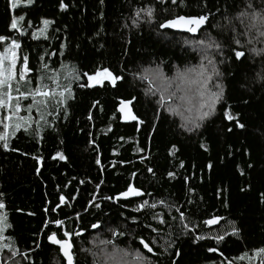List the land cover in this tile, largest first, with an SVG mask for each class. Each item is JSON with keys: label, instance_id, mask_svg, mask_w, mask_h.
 <instances>
[{"label": "trees", "instance_id": "16d2710c", "mask_svg": "<svg viewBox=\"0 0 264 264\" xmlns=\"http://www.w3.org/2000/svg\"><path fill=\"white\" fill-rule=\"evenodd\" d=\"M65 2L69 5L67 11L59 9V0H36L30 8L12 11L6 10L8 0H0V35H7L10 39L17 37L22 43L23 53L30 55L36 70L41 63L38 62V52L41 55H50L44 62L50 68L56 69L58 74L63 63L66 66L65 75L71 72L72 66L82 71L103 66L121 74V69L127 62L128 72L125 74L128 82L119 93L111 87L106 90L80 89L73 83L77 98L69 101V118L66 122H57V131H53L51 127L45 128L42 131L45 139L40 144L22 133L18 134L19 139H13L12 144L20 149V153L4 152L0 149V192L5 193L9 221L13 225L4 234L7 239L0 237V244L9 243L20 251L21 255L16 258L18 264H32V261L35 264H65L57 247L49 246L44 238L41 221L48 219L43 208L51 206L50 202H55L59 195L71 196L68 207L63 208L65 213H71V217L59 215L57 218L64 219L69 229L82 231V236L75 238V258L78 264H92L91 251L100 240L110 236L109 228L118 232L132 228L137 232L142 231L131 224L132 216H136L141 223L147 221L156 224V221L150 220L143 212H131L134 205L120 208L101 199L102 196L123 188L135 171L143 188L153 193L152 197L146 196L145 199L151 202L154 198H166L170 203L182 206L193 224L199 225L197 234L226 235L227 242L219 246L223 249V257L205 251L211 241L201 242L204 245L201 246L181 237L176 244L182 251L179 264H210V257L216 264H248V257L242 261H237L236 258L243 256L245 252L251 257L256 250L264 247V205L259 203V193L264 192V87L254 79L259 69V59H256L255 70L251 58L243 65L234 66L233 73H239L237 79L228 77L226 80L228 93L232 97L230 102L242 114V120L247 125L246 130L217 134L216 125L220 123L217 120L203 137L189 135L180 131L178 117L164 113L159 130L152 134L149 141L146 139L149 135L148 129L135 132L131 125H123L110 119L118 96L129 93L138 95L140 102L137 110L141 114L147 113L148 118H151L155 105L154 98L145 95L148 82H141L139 79L134 81L131 73H136L139 77L143 74V69H151L161 61H167L161 67L166 73L173 74L176 67L183 69L198 64L197 54L190 48L182 49L175 40H165L157 35L155 22L141 23L139 27H125L131 25L129 17L142 0H105L103 5L99 0ZM247 2L248 0H217L220 11L215 13L213 23L223 24L231 19L237 30H240L242 24L249 21L246 18L241 21L236 17L242 11H248ZM255 3L258 6L260 0H255ZM192 10L198 9L193 7ZM255 10L259 11V7ZM17 13L25 15V20L30 22L31 27L26 26L24 29L28 33L39 28L43 19L54 21L47 33L49 39L32 40L30 35L18 37V34L11 32L9 18ZM56 29L59 31H55ZM169 34L171 35V31ZM179 35L177 34V38ZM60 43L66 44L64 56L53 55ZM255 46L262 47L261 44ZM244 50L247 53V49ZM168 65H173L171 73ZM32 75L38 76L39 73L34 71ZM59 82H64V75L60 76ZM248 88L252 91H248ZM249 97V104L241 102ZM97 100L103 111L90 109L89 106ZM89 111L94 114L92 122L86 119ZM109 125L112 126L111 132L108 130ZM81 128L84 129L83 132L80 131ZM88 132H92L91 138L87 135ZM120 136L124 139H119ZM89 139H94L100 149L102 164L99 166L95 163L94 157L97 153L88 143ZM201 142L206 144L209 151L205 152L200 148ZM141 144L147 145L149 151L137 154L136 149ZM172 144H176L179 149L175 157L168 155ZM245 148L250 155L244 154ZM57 151L64 152L67 161L51 159ZM141 155L148 157L143 163L140 161ZM33 156H43L44 159L37 165L32 159ZM127 160L131 163H121ZM180 160L185 163L184 169L179 168ZM209 161L214 165L211 172L204 168ZM249 163L254 165L252 169L247 167ZM146 166L153 167L155 179L144 170ZM36 167H40L39 175L35 172ZM240 169L244 171V175L240 174ZM168 171L177 172L178 177L170 182L166 178ZM183 175L193 177L190 186L195 188V196L192 197L191 204L186 203L187 188L180 179ZM249 184L250 191H240L241 187ZM220 187L226 189L223 195L230 205L227 209L221 205V200L215 194ZM93 203L101 204L103 214L91 206ZM154 211L167 212L159 205ZM171 211L173 215H178L174 209ZM30 212L35 215H28ZM213 215H222L225 219L211 228L203 227L201 221ZM125 217L129 219L126 221ZM229 221L235 222L242 229L239 238H229ZM92 222L99 223L100 228L92 229ZM178 230L177 222L173 238ZM144 235L147 237L148 232L144 231ZM121 239L125 241L121 246H127L129 237L126 235ZM37 244L40 245L39 248ZM24 256L28 259H23ZM0 259L8 260L6 251L0 252ZM260 259L264 257L254 259L252 264H259ZM164 260L167 264L168 257Z\"/></svg>", "mask_w": 264, "mask_h": 264}, {"label": "snow or ice", "instance_id": "6c2138e0", "mask_svg": "<svg viewBox=\"0 0 264 264\" xmlns=\"http://www.w3.org/2000/svg\"><path fill=\"white\" fill-rule=\"evenodd\" d=\"M99 2L103 5L105 0H99ZM35 3L36 0H8L6 10L15 11L30 8ZM193 7L198 10L193 11ZM257 7H259V11L255 10ZM68 8L69 5L65 0H59L61 11H67ZM246 8L248 11H242L236 19L243 21L246 18L249 22L243 23L242 28L237 30V26L231 19H227L223 24L213 23L215 13L220 11L217 0H142L129 17L132 21L131 25H125V27H139L141 23L152 24L155 22L158 30L157 35L162 36L165 40H175L182 49L190 48L197 54L199 63L194 67L183 69L176 67L173 74H168L161 67L168 62L161 61L154 68L143 69V74L139 77L136 73H131L134 81L139 79L141 82H148L145 95L154 98L153 114L151 118H148L147 113L141 114L137 110V104L140 102L138 95L129 93L118 96L110 119L123 125H131L135 132L148 129L149 135L146 139L149 141L152 134L159 130L164 113L171 117H178L180 131L189 135L196 134L203 137L217 120L220 121L215 129L217 134H231L236 130H246L247 125L242 120V114L230 102L232 97H230L226 85L228 77L235 80L239 74L238 72L233 73V67L243 65L251 58L253 70H255L256 59H259V69L256 71L254 79L264 87V0H260L258 6L255 0H248ZM41 23L43 24L42 28L28 33L24 29L26 26L31 27V24L25 20V15L17 13L9 18L10 31L18 34V37L30 35L32 40H38L41 37L48 40L49 26L54 21L43 19ZM177 34H180L178 38ZM256 44H261L262 47L257 48ZM0 48H2L0 51V149L4 152L20 153V149L12 144L13 139H19L18 134L20 133L40 144L45 139L42 135L45 128L51 127L53 131H57V122H66L69 118L71 107L69 101H75L77 98L72 87L73 83L80 89L101 88L106 90L111 87L119 93L123 85L128 82L125 74L128 72L127 62L121 69V74L103 66L90 71H82L72 66L71 72L65 75L66 66L63 63L60 65L61 71L58 74L56 69L50 68L49 64L44 62L46 57L50 58L48 53L43 55L37 53L38 62L41 63L38 70L34 69L30 55L23 53L22 43L17 37L10 39L7 35H0ZM65 48L66 44L60 43L53 55L64 56ZM172 67L173 65H168L169 73H171ZM34 71H38L39 75L33 76ZM61 75H64L63 83L59 82ZM46 81H50V83ZM247 90L252 91L250 88ZM250 101L251 97L242 99L241 102L247 105ZM99 105L100 102L97 100L89 107L103 111ZM86 119L92 122L94 114L89 111ZM108 130L112 131L111 125L108 126ZM80 131L83 132L84 129L81 128ZM87 135L91 138L93 134L88 132ZM262 135H264V131H262ZM119 139L123 140L124 137L120 136ZM88 143L97 153L94 157L95 163L98 166L101 165L100 149L95 140L89 139ZM199 146L203 151H209L204 142H201ZM145 151H149L145 144H141L136 149L137 154ZM243 151L245 155H250L247 148ZM178 152L176 144H172L168 155L175 157ZM21 154L27 155V153ZM32 159L36 161L37 165H40L44 158L43 156H33ZM51 159L67 161V156L64 152L57 151ZM146 159L148 157L140 156L141 163ZM221 162H223V158ZM121 163H131V161H121ZM247 167L252 169L254 165L249 163ZM179 168H185L183 160L179 161ZM204 168L211 172L214 165L209 161ZM144 170L155 179L156 173L153 167L146 166ZM35 172L39 175L40 167H36ZM240 174L244 175L242 169H240ZM177 177V172L168 171L166 173V178L170 182ZM180 179L183 186L187 188L186 203L191 204L192 197L195 196V188L190 186L193 177L183 175ZM201 182H203L202 178ZM80 183H84V181H80ZM250 190V184L240 188L241 192ZM225 191L226 189L220 187L217 188L215 194L221 200V205L227 209L230 205L223 195ZM146 196L152 197L153 193L143 188L139 183L138 173L134 171L123 188L117 189L113 194L101 197L103 201L110 202L120 208L134 205L131 207V212H143L150 220L156 221V224L153 225L147 221L141 223L136 216H132L131 224L136 228H141L142 231L137 232L135 228H132L118 232L109 228L110 236L100 240L96 248L91 251L92 264H165V257H168L167 264H179L182 251L176 247V244L181 237L187 238L194 245L211 241L212 243L205 247V251L209 254L224 256L223 249L219 246L227 242L225 234H197L199 225L193 224L185 211L182 210V206L170 203L166 198H154L150 202L149 199H145ZM4 197L5 193L0 192V237L7 239L4 234L13 225L9 221ZM71 199V196L59 195L55 202H50L51 206L43 208L48 219H42L41 224L44 238L49 246L57 247L65 264H78L74 254L75 238L81 237L83 233L74 228L69 229L64 219L57 218L59 215L71 217V213L63 211L64 207H68V201ZM259 203L264 205V192L259 193ZM158 205L167 212L154 211ZM91 206L103 214L100 203H93ZM173 209L178 215L172 214L171 210ZM17 211L22 210L17 209ZM73 211H75L74 208ZM28 215L34 216L35 213L30 212ZM120 215L124 214L120 213ZM128 219L129 217H125L126 221ZM223 219L225 217L222 215H213L211 218L203 219L201 223L203 227L211 228ZM177 222L179 230L173 238ZM100 226L99 223H91L92 229H99ZM229 227L231 228V233L228 234L229 238L231 236L239 238L242 229L233 221H229ZM144 231L148 232L147 237L144 235ZM153 233L156 235L152 236ZM126 235L129 237V243L122 247L121 245H124L125 241L121 238ZM161 240L162 242H160ZM201 246L204 245L201 244ZM39 247L40 245L37 244V248ZM4 251L8 254V260L0 259V264H18L16 258L21 255L19 250L14 249L9 243H3L0 244V252ZM245 257H248V264H252L254 259L264 257V247L256 250L251 257L248 256V252H245L236 260L242 261ZM23 259H28V257L24 256ZM209 259L210 264H216L214 259L211 257ZM32 264H35V261H32ZM259 264H264V259H260Z\"/></svg>", "mask_w": 264, "mask_h": 264}, {"label": "rangeland", "instance_id": "374dc122", "mask_svg": "<svg viewBox=\"0 0 264 264\" xmlns=\"http://www.w3.org/2000/svg\"><path fill=\"white\" fill-rule=\"evenodd\" d=\"M43 27V24L41 23V26L39 28H42ZM37 29L33 30V31H36ZM42 38V37H41Z\"/></svg>", "mask_w": 264, "mask_h": 264}, {"label": "water", "instance_id": "95a60500", "mask_svg": "<svg viewBox=\"0 0 264 264\" xmlns=\"http://www.w3.org/2000/svg\"><path fill=\"white\" fill-rule=\"evenodd\" d=\"M56 247V246H55ZM61 255V257H62V254H60ZM63 258V257H62Z\"/></svg>", "mask_w": 264, "mask_h": 264}]
</instances>
